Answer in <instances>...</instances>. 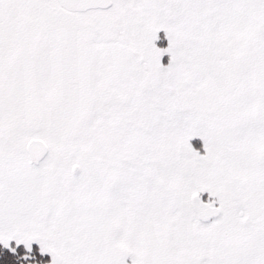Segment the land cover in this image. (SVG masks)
<instances>
[{"label": "snow or ice", "instance_id": "1", "mask_svg": "<svg viewBox=\"0 0 264 264\" xmlns=\"http://www.w3.org/2000/svg\"><path fill=\"white\" fill-rule=\"evenodd\" d=\"M0 264H264V0H0Z\"/></svg>", "mask_w": 264, "mask_h": 264}]
</instances>
